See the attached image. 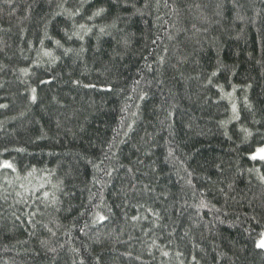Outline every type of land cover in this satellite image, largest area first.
Instances as JSON below:
<instances>
[{"label":"trees","instance_id":"16d2710c","mask_svg":"<svg viewBox=\"0 0 264 264\" xmlns=\"http://www.w3.org/2000/svg\"><path fill=\"white\" fill-rule=\"evenodd\" d=\"M264 0H0V264H264Z\"/></svg>","mask_w":264,"mask_h":264},{"label":"rangeland","instance_id":"374dc122","mask_svg":"<svg viewBox=\"0 0 264 264\" xmlns=\"http://www.w3.org/2000/svg\"><path fill=\"white\" fill-rule=\"evenodd\" d=\"M251 158H258L264 160V145L258 147L254 152L251 153ZM262 244H264V237L262 239Z\"/></svg>","mask_w":264,"mask_h":264},{"label":"snow or ice","instance_id":"6c2138e0","mask_svg":"<svg viewBox=\"0 0 264 264\" xmlns=\"http://www.w3.org/2000/svg\"><path fill=\"white\" fill-rule=\"evenodd\" d=\"M262 246H264V244H262Z\"/></svg>","mask_w":264,"mask_h":264}]
</instances>
